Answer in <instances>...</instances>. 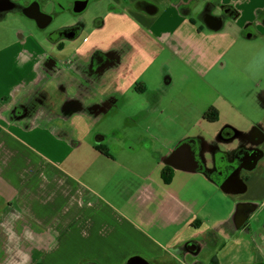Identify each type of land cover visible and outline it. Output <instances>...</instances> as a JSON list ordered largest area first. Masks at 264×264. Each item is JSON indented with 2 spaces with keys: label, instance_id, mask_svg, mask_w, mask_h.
<instances>
[{
  "label": "crops",
  "instance_id": "obj_1",
  "mask_svg": "<svg viewBox=\"0 0 264 264\" xmlns=\"http://www.w3.org/2000/svg\"><path fill=\"white\" fill-rule=\"evenodd\" d=\"M96 1L110 11L63 59L16 11L0 16V264H264V0ZM207 8L221 31L203 23ZM230 55L255 72L245 92L228 84L238 73L220 74ZM175 62L189 75L171 74ZM190 74L215 80L218 119L203 121L222 123L218 135L86 140L133 97L129 119L165 113ZM184 143L196 171L167 164Z\"/></svg>",
  "mask_w": 264,
  "mask_h": 264
},
{
  "label": "rangeland",
  "instance_id": "obj_2",
  "mask_svg": "<svg viewBox=\"0 0 264 264\" xmlns=\"http://www.w3.org/2000/svg\"><path fill=\"white\" fill-rule=\"evenodd\" d=\"M24 1L25 0H22L18 3H20L21 6H25L26 3ZM76 1L88 0H33V2L40 3L44 13L53 17L52 23L45 29H40L35 21L21 15L20 11H16V14L22 17L20 26L28 35L33 34L39 39L46 53H52L59 59L69 58L73 52L72 50L84 40L90 31L99 27L101 18L111 9L105 2L100 3L101 1L97 2L96 0H91L85 11L75 13L73 9ZM62 45L65 51L59 49ZM236 56L235 54V58ZM230 57L231 55L222 60L221 64H226L227 68L220 74L229 77L232 76V73H238V78L241 80H238L237 83L229 82L228 84L231 88L244 90L241 92H245L250 85L247 82L244 83V81L248 79L244 77L246 75L251 76L253 73L255 74V72L252 67L247 68L248 66L233 68L235 63ZM171 74L176 76L189 75L184 71L183 65L180 64V62H175L173 64ZM190 75H192L191 78L193 80L191 84H187V91L184 89V87L186 88V84L184 87L182 84L177 86L175 89L176 91L168 98V102L174 100V106L166 110L165 113L156 116L150 114L148 117L149 119L146 118L144 121L143 118L149 115L145 113L143 117L139 118L141 122H137L139 121L138 119H129V117L136 116V113L142 107V103H138V97H133V102L129 100L131 103L129 102L123 110L118 112L114 111L107 119L101 121L102 123L97 124V127L95 126L96 128L86 140L96 139L95 135L100 132L109 137L116 135L126 140H183L186 137L196 138L201 135L205 137L218 135L217 129L222 123L211 124L203 121V114H207L212 105L221 104L222 102V97H218L219 94L212 88L215 87L213 85L215 80H212L213 77L211 75L207 77L196 76L195 74ZM182 88L186 93L176 97L178 95L177 90ZM240 93L237 95L240 96ZM242 95L244 94L242 93ZM236 99L239 106L245 110H252L255 108V103L250 97L236 96ZM178 105L182 106L178 108ZM168 116L171 118L179 116L180 119L177 118L178 120L176 119L173 122L167 119ZM155 117L159 119L155 120ZM115 130L116 132L113 133L112 131Z\"/></svg>",
  "mask_w": 264,
  "mask_h": 264
},
{
  "label": "water",
  "instance_id": "obj_3",
  "mask_svg": "<svg viewBox=\"0 0 264 264\" xmlns=\"http://www.w3.org/2000/svg\"><path fill=\"white\" fill-rule=\"evenodd\" d=\"M89 1H79L75 3L74 12L81 13L86 10ZM22 12L27 18L35 20L41 28H46L53 21V17L45 14L41 10L39 3L35 2L29 7H24L11 0H0V16L7 12ZM203 23L212 31H221L224 25L223 17L214 16L209 8L205 10L201 17ZM104 138H97L101 143ZM167 164L184 171H196L199 164L196 161L195 153L190 143H184L177 148L168 158ZM132 264H149L142 258H134Z\"/></svg>",
  "mask_w": 264,
  "mask_h": 264
},
{
  "label": "trees",
  "instance_id": "obj_4",
  "mask_svg": "<svg viewBox=\"0 0 264 264\" xmlns=\"http://www.w3.org/2000/svg\"><path fill=\"white\" fill-rule=\"evenodd\" d=\"M204 119L207 120V121H210V122H215L218 119V113L216 111L213 114H212V112L211 113H207V114H205ZM99 150L103 154L106 153L104 150H101L100 148H99ZM163 176L165 178V181L167 183H169L170 179H171L170 173L168 171H164ZM133 260H134V258H131V259L127 260L126 264H132Z\"/></svg>",
  "mask_w": 264,
  "mask_h": 264
}]
</instances>
